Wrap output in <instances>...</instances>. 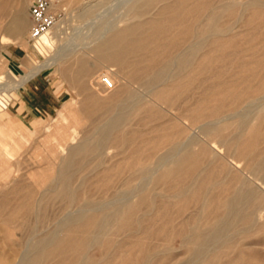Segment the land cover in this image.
I'll use <instances>...</instances> for the list:
<instances>
[{
  "label": "bare ground",
  "instance_id": "1",
  "mask_svg": "<svg viewBox=\"0 0 264 264\" xmlns=\"http://www.w3.org/2000/svg\"><path fill=\"white\" fill-rule=\"evenodd\" d=\"M14 1L0 0L2 45L7 44L11 32L24 36L30 28V24L22 18V13H15L10 22H5V19L7 24L3 23V19L10 15V7ZM158 2H165L158 12L164 17L166 24H160L152 18L148 22L134 25L130 23L122 29H116L113 25L105 27L95 36L101 42L97 50L104 52L105 60L120 66V72L127 80L122 89L120 87L118 92L115 91L108 98L98 91L99 95L95 94L92 88L98 76L95 77L86 68L87 64L83 63L85 61L75 62L79 64V68L74 76L68 78V73L65 75L72 82H76L78 76L81 78L90 75L89 85L86 83L83 86L87 94L81 98L80 106L87 112L84 119L92 120V128L86 130L82 138L77 137V142H71L68 125L59 124L55 131H50V137H58V145L61 144L63 149L55 144L48 147L51 156L43 158L38 167L27 175L31 182L24 179L23 175L18 176L20 169H15V165L19 164H15L13 159L6 160V156L13 158L15 153L4 150L6 143L0 138V172L4 173L5 181L14 179L10 186L0 192V223L8 226V236L19 229L28 233L27 241L19 242L20 244L15 238H10L7 242L5 240L9 250H0V264L12 259L11 262H15L17 257L20 261L18 259L15 264H48L51 261L52 264H264V236L261 238L264 233V131L261 129L264 125V49H261L260 57L251 60L250 57L255 54L253 52L249 57L251 61L247 63H240L235 58L239 63L236 65L244 69L245 75L240 77L239 73H234L235 76L229 82L235 87L239 84L246 86L242 93L236 89L229 91V87L227 92H223L229 94V100L232 98L238 104L240 102L238 110L235 108L234 112L219 114L214 110L212 96L211 100H200L198 107L210 105L213 110L200 113L198 109L201 108H196L194 114V109L190 110L192 115L189 118V130L192 128L193 131L185 136L188 128H181L179 125L180 115L175 117L171 114L173 117L167 119V113L156 108L158 101L168 107L172 106L171 100L174 99L169 96L177 88V82L173 84V80L181 79L183 72L188 77L189 70H186L191 65L197 63L199 72L207 73L211 64L233 60L235 53H223L222 56L216 53H222L236 45L237 35L232 34L238 22H245L241 27H250L254 20L264 23V0H218L217 4H213V0H145L138 6L133 5L131 11L138 12L139 8L146 9ZM250 11L252 14L248 15ZM143 13L146 11L138 14ZM228 13L234 23H222ZM59 21L60 19L49 32L33 43L36 49L42 52L54 45L56 37L52 36L51 30L58 27ZM182 25H185L183 30L179 28ZM167 33L171 34L170 40L161 42V36L165 34L166 37ZM185 35L191 36L192 40L184 44L180 37ZM241 35L247 43L255 35L262 36L264 40V34L257 35L255 32H244ZM253 46H257V43ZM246 52L249 56V51ZM66 55L50 58L44 65L38 66L37 70H32L24 81L19 80L13 86L22 87L42 69L55 65L60 69ZM246 58L248 57L242 61ZM197 66H194L196 70ZM74 69L77 68L74 66ZM0 75V79H12L17 73L10 69L6 74ZM218 75L216 73L210 77L216 78ZM113 78L115 89L118 90V79L116 76ZM254 82L257 86L253 87ZM133 85L143 88L145 94L135 88L133 90ZM206 87L207 85L203 88ZM215 89L207 91L209 93ZM221 96L225 97L224 94ZM8 103L7 100H4V104L0 103V120H5L10 115L7 111ZM68 106L75 110L72 103ZM146 111L150 114L141 117L140 121H158L151 129V132L157 134L149 141H139L137 130L133 129L130 130L131 136L124 137L126 126ZM11 120L12 118L8 122H12ZM232 121L239 124L234 129L235 136L230 138L227 137L230 134L225 133L233 128ZM135 123L132 125H137ZM202 135L206 138H202ZM110 144H129L130 151L124 158L114 159V162L105 167V160L98 157ZM197 146L199 149L195 148ZM94 162L96 165L91 168ZM115 178H120V181L122 178L123 185L112 192L111 197L101 198L102 200L85 197L86 192L92 194L109 188ZM161 185L162 189L159 191L158 186ZM57 200L63 203V216L54 221L53 228L41 234L40 225L48 223L47 212ZM173 234L185 251L172 253L175 247L171 246L170 236L174 237ZM258 234L260 239L252 242V237ZM250 238L251 242H246ZM24 244L25 250L20 253L21 250L18 249L21 248L18 247ZM95 246L99 253L92 255L90 250Z\"/></svg>",
  "mask_w": 264,
  "mask_h": 264
},
{
  "label": "rangeland",
  "instance_id": "2",
  "mask_svg": "<svg viewBox=\"0 0 264 264\" xmlns=\"http://www.w3.org/2000/svg\"><path fill=\"white\" fill-rule=\"evenodd\" d=\"M26 1H28V2H26ZM144 1L145 0H103V1L102 0H82V1L81 0H53V7H54L53 9H54V11L56 13H58L60 15V21L61 22L59 21L60 24L58 25L57 28L53 29V31L51 30L52 36L56 37L54 45L53 46H48L47 50L46 51H42V52H41V50L36 49L34 47L33 43H31V41H29L30 40V33L29 32H31V28H32L30 7H31L32 3L34 2V0H32V1L31 0H18V1L15 0L12 3V5L10 7V15H9L10 19L8 18L9 16L5 17L3 19V23L7 24V23H5L6 21L10 22L12 17H13V15L15 13H22V18L23 19L25 18L24 21L27 22L28 24H30V28L28 29V32L26 33L27 35L25 34L24 36H19L16 32H11L10 35H8L9 39L7 40V44L6 45L0 44V65H1L0 66V74H2V73L6 74L7 72L10 71V69L14 70L17 73L16 77H12V79H9L8 77L0 79V103L4 104V100H7L9 102L8 103L9 104L8 105L9 108H8V110L7 109L6 110L10 113V115L5 120H0V138L1 139L3 138L5 140V143H6L5 144L6 146L3 147V149L6 150V151L8 149V150H11L12 152L15 153V156L13 158H10L9 156H6L7 157L6 160L9 161V160L13 159L15 164H19L18 166L15 165V169H20V171L18 172V176L19 177H22V175H23L24 179H26V180L31 182L29 176L27 177V175H29L32 171H34L38 167L39 162L43 158L51 156V152L49 151L48 147H50L53 144L58 145L59 140H58V137H56V138H55V136L54 137H50V134H51V132L56 130V128H57V126L59 124L70 126L69 129L71 130V133L69 135H70L71 142H77L78 141L77 137L80 136L79 138H82V135L84 136V132L86 130L92 128V120H88L87 121L86 119H84L85 116L87 115V112H85L84 108L81 107L82 106L81 98H83L84 95L87 94V91H85L83 86L86 83H87V86L89 85L90 75H88L89 78L87 77V75H84L81 78L78 76V80L76 82H72L71 80H69L68 78L70 76H74L76 74V71L79 68L78 67L79 64L75 63V62H77L78 60H80L82 62L85 61L83 63H84V65L87 64V65H85V66H87L86 68L90 72L92 71L91 73H94L95 77H97V76L100 77V80L98 79V77L96 78L97 80H95L94 87L92 88V90L94 91L95 94H98V95H99V93H100V95L104 94L103 96L108 98V97L114 95L116 92H118L120 90L119 89L120 87H121V89L124 87L123 85H125L127 80L123 76V74H121L120 66L105 60V58L103 57L104 56L103 55L104 52L97 50V47L100 45L101 42L99 40H96V37L98 36V34L101 31V29H103L105 27L112 26V25H113L112 27H114L116 29H122L124 27H128L130 23H131L130 25H134V24H137V23H141L143 21L144 22H148L152 18H154V21L157 20L156 22H159L160 24H162V23L166 24V21H164L165 20L164 17H162L159 14V12H158L159 9L164 5L165 2H162V3L158 2V3L154 4V6L152 5V6L148 7V8H146V9H145V7L139 8L138 12L137 11H133V10L131 11V7L133 5H137L138 6L141 3H143ZM241 1H245V0H241ZM214 3L217 4L218 0H213V4ZM12 7L14 9L17 8V10H14ZM11 8H12L13 12H12ZM24 10H26V11H24ZM143 11H146V13L138 14L139 12H143ZM130 13H135V14H130ZM251 14H252V12L250 11L248 13V15H251ZM135 15H137V16H135ZM227 15L229 16V13ZM227 15H225V17L222 19V21H223V22L221 21L222 23L233 21L231 16L226 18ZM134 18H135V20H134ZM5 19H7V20H5ZM158 19H162V20H158ZM4 20H5V22H4ZM129 20L131 22H129ZM257 21L254 20L251 23L252 25H254L256 23L253 27H252L251 24H250L251 26L249 25L250 27H248V26L247 27H243V26L241 27V25H243L245 22L244 21L243 22L242 21L238 22L236 24L237 27L235 28V30H234V32L232 34V35H235V33H236V35H237V43L238 44L236 43V45L229 47L225 51H222V53L221 52L220 53L219 52L216 53V55L220 54L221 56L223 55V53H225L224 55L235 53V57H234L233 60L228 61V62H225V61L224 62H219L220 65L218 63H213V64L210 65V67L208 69L210 71H207V73L206 72L205 73H200L199 72V68L197 66L198 65L197 63H195V65L194 64L191 65V67H189L186 70V72L189 70V72H187L188 77L183 72V75H182L183 77H181V79L173 80L174 82L172 81L173 84L176 83V82L178 83V84L176 83V85H175V86H177V88L179 86V88L178 89L176 88L172 92L171 96H169L172 99H174V101H175L174 102L173 100H171L172 101V103H171L172 104V106H171L172 108L170 106H169L170 107L169 108L166 104H164L161 101L160 102L158 101L156 103V105H157L156 108H158V110H162V112L164 110L165 112H163V113L164 114L167 113L166 114V116H167L166 118L167 119L173 117V115L171 116V114H174L175 117H179V115H180V120L181 121L178 120V123H180V122L181 123L179 125L181 126V128H186V127L188 128V129L186 128L187 129V131H186L187 133L184 134L185 136L188 135V132H189V134L190 133L192 134V131H193L192 128H191V131L189 130L190 129L189 126L191 125V124L189 125V122H190L189 118L191 117L192 114L195 113L196 108H201V107H198V105H197L200 100H203V99L211 100V96H212V98L214 100V103H213L214 104V110L216 112L218 111L219 114H221V112H223V113H231V111L234 112L235 108H237L236 110H238L240 108L239 107L240 102L238 104V102H236L235 99H232V98H230V100H229L228 99V95L229 94H227L226 92L228 91L227 89L229 87V91L230 90L233 91V89H236V90H239V92L242 93L244 91L243 89L246 86V85H242L241 86L239 84V85H237L235 87L234 85H232L229 82L230 79L232 77H234L235 75H237L238 73H239L238 76H240V77H243V75H245L244 69H242L238 65H236L238 63V61L240 63H247V62H250L251 60H254L255 58L257 59L258 57L261 56V51L264 49V40L262 39V36H258L257 37L255 35L257 38L254 36L252 41L247 43V40H245L242 37V35H241L244 32L245 33H247V32H255L257 35H263L264 31L262 33H261V31L264 30V28H263L264 23L259 21V20H257ZM234 22L235 21H233L232 23H234ZM118 26H119V28H117ZM179 28L181 30H183L185 28V25L184 26L182 25ZM244 29H246L247 31L244 30ZM237 32H239L240 35ZM170 37H171L170 33H167L166 37H165V34H163L161 36V38H162L161 42H164V43L167 42L168 40H170ZM254 38L256 39V41H254ZM21 39L23 40V42H22ZM191 40H192L191 36L190 37L189 36L186 37V35H185V36H181L180 37V41L182 43L184 42V44L185 43H189ZM259 40H261V41H259ZM239 42H241V44ZM256 43H257V46H253L252 47V45H256ZM244 44H246V45H244ZM183 45H181L182 48H183ZM66 46L68 47L67 50L69 52L66 50V48H67ZM152 46H155V44H153ZM60 49H61V52H64L63 53L64 55L67 54L66 55L67 57L66 56L64 57V61H63L62 66L60 67V69H58V65L57 66L55 65V66H53L51 68L42 69V71H40L34 78H32V79H35V78L39 77V78L43 79V85H44L45 90H47L49 92H52L53 94L57 95L60 98V104L58 105V109L54 113H51V115L42 114V115H38V116H34V117L27 116L26 114L22 113V111H20L21 108L19 109V107L16 105V103L18 102V100H17L18 96H19L18 93H21L19 91V89L21 87L20 88H15L13 86V83H15V82L18 83L19 80H20V82L24 81L26 79V77H28L32 72L35 71V69L37 70L38 66L41 67L48 60H50V58H52L54 56H61V55L64 56L61 52H59ZM62 50H64V51H62ZM95 50H96V52H95ZM229 50H232V52H230ZM241 50H243V51H241ZM246 51H249V53H250L249 56H248ZM257 51H259V53ZM70 52L73 55L70 54ZM253 52L255 54H253ZM79 54H83V56L81 55L82 58H80L81 56ZM86 54H88V55H86ZM252 54H253V56H252ZM259 54H260V56H259ZM238 55H239V57H238ZM250 56H252V57H250ZM83 57H84V59H83ZM88 57L90 59H88ZM99 57H100V59H99ZM101 57H102V59H101ZM245 57H248V58H246V60L244 59V61H242V59L245 58ZM249 57H250L251 60H249ZM235 58H237L238 61ZM66 59H67V61H66ZM97 60H99V61H97ZM100 60H104L103 62H105V64L102 61H100ZM88 61H89V63H88ZM93 63H96V64L93 65ZM88 64H91V65L88 66ZM217 65H219V66H217ZM74 66L77 69H74ZM194 66L195 67L197 66V70L198 71L195 69ZM234 66L236 67V70H235ZM72 68H73V71L71 70ZM216 68L218 70H215ZM240 69H242L243 71L240 72ZM96 70H97V72H96ZM212 70H214L215 72L212 71ZM210 72H212V74ZM259 72L261 73L262 71H259ZM111 73H113L114 75L111 74ZM195 73L198 74V75L195 76L196 75ZM216 73H217V75L219 74L218 77L211 78ZM234 73H235V75H234ZM66 74H67L68 78L65 76ZM106 74L111 76L112 78H113V76L114 77L116 76V78L118 79L117 85H119L118 86V90L113 89L111 91H106L104 89L103 85L100 86V84H102L101 77L103 75H106ZM209 74H211L210 75L211 77L209 76ZM222 76H223V78H222ZM193 77H195V78H193ZM207 77H210V78L205 81L204 79H206ZM191 79H193V80L196 79V81L195 82L193 80L191 81ZM113 80H114V78H113ZM78 81H80V82H78ZM82 81H84V82H82ZM202 81H205V83L203 82V84H202ZM216 81H218V82H216ZM227 81H228V83H227ZM221 82H223V83H221ZM71 83H72V85H70ZM186 83H188V84H186ZM216 83H221V84H216ZM257 83H258V81L256 80V84ZM181 84H182V86H181ZM211 84H213V85H211ZM256 84L254 82V84H252L253 87H254V85L257 86ZM206 85H207V87L203 88ZM209 85H210V87L212 86L211 88H216L217 89V90L216 89L215 90H211L210 92H212V94H210V92L208 93V91H207V89H211L209 87ZM221 85H223V86H221ZM227 85H229V86H227ZM137 87H138L137 85H133L132 89L133 90L136 89L137 91L139 90L140 93H142V94L145 92V90L143 88H140V87L137 88ZM219 87H222V88L224 87V88L221 89ZM115 88H116V84H115ZM240 88H242V90ZM182 89H184V90H182ZM178 90H179V93H178ZM193 90H194V92H192ZM223 90H225V91L227 90V91L226 92L224 91L225 92L224 93ZM81 91H83V92H81ZM217 91L218 92H222V93L218 94ZM182 92H184V93H182ZM180 93H182V94H180ZM187 93H189V94H187ZM194 93L196 94L195 96H194ZM221 94L222 95L224 94L225 97L223 98V96H221ZM208 95H209V97H208ZM218 95H220L221 98H219ZM172 96H174V97H172ZM178 96H180L179 98H181V99L186 97L189 100L188 99H182V100L178 99ZM202 96L204 98H200ZM213 96H215V97L218 96V97H216V99H214L215 97H213ZM218 98H219L220 101L217 100ZM73 99L75 101L76 100L77 101L75 102ZM147 99H149V98L147 97ZM221 99H223L222 100L223 102L221 101ZM221 102H222V104L220 105ZM71 103L73 104V107L75 108V110H71L69 108L68 105H71ZM191 103H192V105H191ZM213 104H212V106H213ZM225 104H226V106H225ZM188 105L189 106L191 105V107H189ZM175 106H177V107H175ZM219 106H220V108H219ZM187 107H188V109H186ZM226 107H227V109H226ZM203 108L198 109V111L200 110L201 111L200 113H202V112L205 113L207 111L213 110L210 105H209V107H203ZM193 109H194V111H193ZM190 110H192L193 112L190 111ZM146 112H142L136 119L132 120L126 126V129L123 131V136L124 137L127 138L128 136H131L130 130L132 131L133 129L137 130V135L139 136L138 137L139 141H149V140L152 139V137H154L157 134V133L151 132V129H152L153 126H155L156 124L159 123L158 121H147L148 123L140 121L141 117H146L147 115L150 114L148 111H146ZM191 112H192V114H191ZM183 114H185V115L189 114V115L185 117ZM181 116H183V117L181 118ZM10 118H12V120H11L12 122H8V120H10ZM79 118H81V119H79ZM183 120H184V122H182ZM135 122H137V125H132ZM187 122H188V124H187ZM232 123H233V125H232L233 128H231L229 130L230 132L228 131V132L225 133L226 135L230 134L229 136L227 135V137H230V138L235 136L236 131L234 129H236L238 127V124H239L238 122H233V121H232ZM148 125H150V126H148ZM87 126H89V127H87ZM137 127H139V128H137ZM141 127H142V129H141ZM143 127H144V129H143ZM186 129H183V130H186ZM261 129L264 131V125L262 126ZM144 133H145L146 136L145 135L141 136V134H144ZM148 135H151V136H148ZM140 136L143 137V138H141ZM203 136L204 135H202V138H206V137H203ZM144 137H146V139ZM47 144H49V145H47ZM112 145H114L115 148ZM58 146H60L61 150L63 149V146L61 144H59ZM109 146L107 148H105L103 150V152L100 153V155L98 157L99 159L103 158L105 160V162H106L105 163L106 164L105 167L106 166L108 167L115 160L124 158L126 155L129 154V151H130V148H129L130 145L129 144H124V145L110 144ZM195 148L199 149L198 146L195 147ZM121 150H123V151L121 152ZM103 153H105V154H103ZM95 165H96V163L94 162L91 165V168H93V166H95ZM3 177H4V173L0 172V192L5 187L10 186L13 183L12 181H14L13 178H12V180L5 181V179ZM119 179L115 178V180L111 184V186L109 188L104 189L105 191L103 189H100V190H97L98 192L97 191L93 192L94 193V194L92 193L93 195L91 193L89 194V192H86L87 195L84 193V195H85L86 198L91 197V198L96 199V200H102L101 198H103V199L109 198V197H111L110 194L112 195V192L114 193V191H116L117 189L122 187L123 179L121 178V181ZM117 181H119V182H117ZM115 184H116V186H115ZM113 186H115L116 188L113 187ZM161 189H162V185L158 186V190L161 191ZM107 195H108V197H107ZM63 209H64L63 208V203H62L61 200H57L56 202H54V204H52V208H50L49 211L47 212V215L49 217L48 223L44 224V225L43 224L40 225L39 232L41 234H44L45 232H47L48 230H50L51 228L54 227V221L57 220L58 218H60L61 216H63ZM190 211H191V209H190ZM2 223L3 222L0 223V243H2L3 241H4V243H2V245H3L2 247L0 245V250L1 249H3L4 251L9 250V247H7V245L5 243V240L7 242L8 239H10V238L18 239V241H17L18 243L19 242H23V241L24 242L27 241L28 233H27L26 230L19 229L16 232H14L11 236H8V234H7L8 226L6 224H4V223L2 224ZM171 236H170V238H171L170 239V243H172L171 246L175 247V249L172 251V253H178V252L185 251L186 250L185 248L180 247L179 239L176 237V235H174V237L173 236L171 237ZM263 236H264V233L261 235V238ZM259 239H260L259 234L255 235L254 237H252V242H256ZM263 240H264V237H263ZM246 242H251V238L248 239ZM16 248H17V246L15 247V249ZM18 248H21V249H18V250H21L20 251V253H21L22 250H25V244L24 245H20ZM3 250H1V251H3ZM18 250H17V252H18ZM90 253L92 255H97L99 253L98 247H96V246L93 247L92 250H90ZM18 259L20 261L19 257H17V261H18ZM11 261H13V259L10 260L9 262L5 261L4 264H15L17 262V261H15V262H11ZM52 263H53V261L49 262L48 264H52ZM246 263L247 262H245V264Z\"/></svg>",
  "mask_w": 264,
  "mask_h": 264
},
{
  "label": "crops",
  "instance_id": "3",
  "mask_svg": "<svg viewBox=\"0 0 264 264\" xmlns=\"http://www.w3.org/2000/svg\"><path fill=\"white\" fill-rule=\"evenodd\" d=\"M19 91L21 93H18L16 105L19 109L21 108L22 113L30 117L42 114L51 115L60 104V98L45 90L43 79L39 77L29 80Z\"/></svg>",
  "mask_w": 264,
  "mask_h": 264
},
{
  "label": "built area",
  "instance_id": "4",
  "mask_svg": "<svg viewBox=\"0 0 264 264\" xmlns=\"http://www.w3.org/2000/svg\"><path fill=\"white\" fill-rule=\"evenodd\" d=\"M53 0H34L30 7V15L32 20V28L30 32V41L35 43L41 37L50 31L58 20L60 15L53 10ZM105 90L111 91L115 89V83L111 76L103 75L101 79Z\"/></svg>",
  "mask_w": 264,
  "mask_h": 264
}]
</instances>
